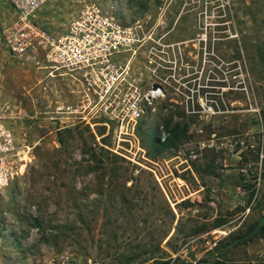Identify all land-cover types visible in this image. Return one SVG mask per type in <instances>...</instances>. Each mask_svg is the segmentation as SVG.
Instances as JSON below:
<instances>
[{"label":"rangeland","instance_id":"obj_1","mask_svg":"<svg viewBox=\"0 0 264 264\" xmlns=\"http://www.w3.org/2000/svg\"><path fill=\"white\" fill-rule=\"evenodd\" d=\"M101 2L150 18L162 46L130 67L163 96L128 129L89 125L60 111L74 85L0 53V121L22 158L0 193V264H264V236L239 241L264 218V0ZM52 3L47 28H64L74 8ZM176 125L181 142H151Z\"/></svg>","mask_w":264,"mask_h":264},{"label":"built area","instance_id":"obj_2","mask_svg":"<svg viewBox=\"0 0 264 264\" xmlns=\"http://www.w3.org/2000/svg\"><path fill=\"white\" fill-rule=\"evenodd\" d=\"M56 1L0 0V53L41 63L39 68L48 79L74 85L79 103L60 111L77 115L89 125L90 118L103 117L115 122L119 131L128 129L146 114L147 104L163 96L156 84L143 89L130 67L143 45L150 41L160 45L152 38L150 18L124 24L101 0H66L74 8L72 21L49 30L44 16L48 5ZM21 161L13 133L0 121V193L18 175ZM257 164L259 185L263 149Z\"/></svg>","mask_w":264,"mask_h":264},{"label":"trees","instance_id":"obj_3","mask_svg":"<svg viewBox=\"0 0 264 264\" xmlns=\"http://www.w3.org/2000/svg\"><path fill=\"white\" fill-rule=\"evenodd\" d=\"M166 130H168L169 132V137L166 139H164V143H160L158 136L152 138L151 142L159 145V147H162L163 149L168 148L169 146L172 145V143H174L175 141L181 142V139L183 137H185V133H186V127H182L179 128V125H176L175 129L173 130H169L168 126L166 127ZM171 136V137H170ZM177 143V144H178ZM254 235H256L257 237H262L264 236V218L259 220L248 232V234L243 235L241 238H239L241 240H246V239H250L252 238ZM167 264V263H164ZM217 264H225L224 262H217Z\"/></svg>","mask_w":264,"mask_h":264},{"label":"water","instance_id":"obj_4","mask_svg":"<svg viewBox=\"0 0 264 264\" xmlns=\"http://www.w3.org/2000/svg\"><path fill=\"white\" fill-rule=\"evenodd\" d=\"M156 88V85H153V89H155Z\"/></svg>","mask_w":264,"mask_h":264}]
</instances>
